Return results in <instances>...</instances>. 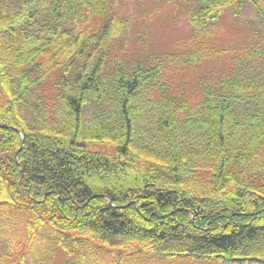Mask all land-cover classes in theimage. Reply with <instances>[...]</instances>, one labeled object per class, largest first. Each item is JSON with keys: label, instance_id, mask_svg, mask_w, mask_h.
<instances>
[{"label": "trees", "instance_id": "trees-1", "mask_svg": "<svg viewBox=\"0 0 264 264\" xmlns=\"http://www.w3.org/2000/svg\"><path fill=\"white\" fill-rule=\"evenodd\" d=\"M165 4L0 0V264H264V6Z\"/></svg>", "mask_w": 264, "mask_h": 264}, {"label": "rangeland", "instance_id": "rangeland-1", "mask_svg": "<svg viewBox=\"0 0 264 264\" xmlns=\"http://www.w3.org/2000/svg\"><path fill=\"white\" fill-rule=\"evenodd\" d=\"M259 1L264 6V0ZM124 2L125 15L133 14L143 18H149L147 15H151L144 33L151 48L155 50L170 49L174 41L180 42L190 31V25L184 15H179L170 7H166V0H124ZM262 25L254 7L245 3L238 15L234 16L230 11H226L221 22L223 33L219 41L222 45H226V42L232 40L240 30L261 29ZM137 32L138 30L133 29L132 35L135 36Z\"/></svg>", "mask_w": 264, "mask_h": 264}]
</instances>
